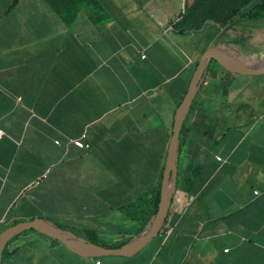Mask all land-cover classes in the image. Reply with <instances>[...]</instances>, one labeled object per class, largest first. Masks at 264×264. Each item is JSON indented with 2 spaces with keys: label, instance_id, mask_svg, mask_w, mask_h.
<instances>
[{
  "label": "crops",
  "instance_id": "0c3cea01",
  "mask_svg": "<svg viewBox=\"0 0 264 264\" xmlns=\"http://www.w3.org/2000/svg\"><path fill=\"white\" fill-rule=\"evenodd\" d=\"M192 1L0 0V234L40 219L138 239L203 54L215 40L245 50L260 30L182 25ZM194 99L155 236L87 257L24 231L1 264H264V74L208 61Z\"/></svg>",
  "mask_w": 264,
  "mask_h": 264
},
{
  "label": "water",
  "instance_id": "95a60500",
  "mask_svg": "<svg viewBox=\"0 0 264 264\" xmlns=\"http://www.w3.org/2000/svg\"><path fill=\"white\" fill-rule=\"evenodd\" d=\"M217 44L218 40H215L211 48L203 54L202 59L197 65L196 70L193 74L183 101L177 109L165 168L160 182V199L158 203V209L150 223L139 235L138 239L127 242L126 244L117 248H105L102 246L90 244L85 239L79 237L72 231L61 229L53 223L42 221L40 219L19 222L6 228L0 234V264L2 261L3 248L6 242L14 235H17L24 231H35L41 235H44L54 241L63 244L69 250L80 256L100 257L110 255H123L132 249L142 246L161 230L168 213V207L172 193L176 186V159L180 132L186 116L190 110L191 104L196 96L200 81L203 76L205 65L208 63V61L213 59L230 71L241 75L251 76L264 74V61H260L256 64L244 68L240 63L236 62L226 54L219 51L216 48ZM171 185L172 190H170ZM75 242H77L78 244Z\"/></svg>",
  "mask_w": 264,
  "mask_h": 264
},
{
  "label": "rangeland",
  "instance_id": "374dc122",
  "mask_svg": "<svg viewBox=\"0 0 264 264\" xmlns=\"http://www.w3.org/2000/svg\"><path fill=\"white\" fill-rule=\"evenodd\" d=\"M245 1L246 0H193L185 6L182 21L185 25H188V27H198L206 20L216 23L228 22L229 24H238L247 32V39L251 40L254 30L252 25L254 23L256 29L260 30L258 31L256 36L257 39L253 44H248L245 50L237 53H233L228 47L219 50L236 62H241L242 64L248 63L249 60H246L245 56L257 51V48L262 44V41L264 42V26H262V28L260 27V24L264 23V18L251 22L241 21L240 23H237V13L243 7ZM262 57V60H264V56Z\"/></svg>",
  "mask_w": 264,
  "mask_h": 264
},
{
  "label": "trees",
  "instance_id": "16d2710c",
  "mask_svg": "<svg viewBox=\"0 0 264 264\" xmlns=\"http://www.w3.org/2000/svg\"><path fill=\"white\" fill-rule=\"evenodd\" d=\"M237 23L241 22V21H245V22H251V21H255L258 19H262L264 18V0H246L243 7L239 10V12L237 13ZM228 25H234L233 23L229 24L228 22H226ZM257 23V22H256ZM220 24H224V23H220ZM182 25H184V22L182 21ZM262 26H264V23L260 24V27L262 28ZM193 28V27H190ZM256 53H258V51H254ZM259 52L263 53L264 52V42L262 41V44L259 47ZM264 54V53H263ZM215 60L211 59L209 61V63L213 62ZM195 104V99L193 100L190 109L194 106ZM184 130H185V125L183 123L181 132L179 136V146L181 145L182 142V137L184 138ZM176 179L178 180V173H177V177ZM159 199H160V184L159 186L154 189L153 191V195L150 201L151 204V214L155 215L158 209V203H159ZM148 219H146L143 222V226L147 223ZM17 224V222H14L12 225ZM11 225V226H12ZM61 229L64 230H69L72 231L73 233H75L76 235H78L79 237H83L88 243L93 244V245H97V246H102L105 248H117L122 246L123 244H125L124 242L122 243H115V244H104L103 242H101L98 238H97V234L94 230L88 229L86 227H82V228H68V227H60ZM4 253V252H3Z\"/></svg>",
  "mask_w": 264,
  "mask_h": 264
},
{
  "label": "bare ground",
  "instance_id": "6f19581e",
  "mask_svg": "<svg viewBox=\"0 0 264 264\" xmlns=\"http://www.w3.org/2000/svg\"><path fill=\"white\" fill-rule=\"evenodd\" d=\"M262 58H263L262 56H260V55H258L256 53H253V52L251 54H248V55L245 56V59L249 60L248 62L252 63V64H256V63H258L260 61H264V60H262ZM170 190H172V185H171V189ZM75 243H77V242H75Z\"/></svg>",
  "mask_w": 264,
  "mask_h": 264
},
{
  "label": "built area",
  "instance_id": "2783aa9c",
  "mask_svg": "<svg viewBox=\"0 0 264 264\" xmlns=\"http://www.w3.org/2000/svg\"><path fill=\"white\" fill-rule=\"evenodd\" d=\"M3 135H4V132L0 129V139L3 137ZM73 143L79 148L85 147V145L81 141H74ZM218 160H221V159L218 158ZM96 264H99V262H96Z\"/></svg>",
  "mask_w": 264,
  "mask_h": 264
}]
</instances>
